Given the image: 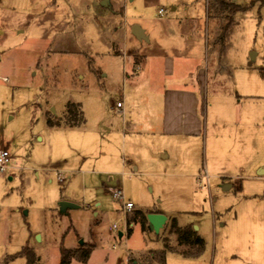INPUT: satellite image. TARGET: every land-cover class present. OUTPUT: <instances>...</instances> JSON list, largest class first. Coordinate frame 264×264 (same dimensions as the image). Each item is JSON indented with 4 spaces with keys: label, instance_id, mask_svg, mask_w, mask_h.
Returning <instances> with one entry per match:
<instances>
[{
    "label": "rangeland",
    "instance_id": "rangeland-1",
    "mask_svg": "<svg viewBox=\"0 0 264 264\" xmlns=\"http://www.w3.org/2000/svg\"><path fill=\"white\" fill-rule=\"evenodd\" d=\"M108 4L0 0V136L13 140L11 155L22 167L0 175V263L26 242L41 264H58L59 248L74 249L81 241L80 246L91 248L90 257L86 263L72 260L70 264H127L129 253L163 249L162 240L172 238L169 218L157 234L149 230L145 236L140 224L134 223L127 236L121 231L123 220L118 231L109 229L123 218L122 201L108 190L116 187L117 180L124 199L134 204L127 214L159 211L175 215L179 226L197 227L204 252L184 258L166 251V264H264V4L254 1L250 9L237 12L220 56L206 57L204 42L212 40L219 22L207 17V0L153 4L109 0ZM159 8L164 10L162 18ZM131 24L139 25L152 40L157 36L168 44V55L175 54L171 48L180 53L187 37H193L202 50V65L208 66L207 106L209 97L219 96V104L231 100L240 105L236 116L248 113L250 119L240 123L236 116H220L212 128L216 136L212 148L204 128L193 137L166 135L158 129L155 135L139 133L137 146L130 149L129 126L125 125L124 134L116 102L124 104L128 96L133 104H141L130 115L145 116L150 113L144 104L148 94L145 89L131 94V79L148 69L166 81L161 63L144 65L142 58L132 56L137 62L125 65L118 46L125 44L129 54L136 47L128 34L123 35L124 26ZM154 48L143 44L147 51L142 55ZM216 90L227 93L215 94ZM67 102L81 103L87 123L47 126L46 113L60 117ZM98 110L105 124L115 128L112 140L104 136L107 127L95 118ZM238 127L244 138L241 151L225 152L221 137ZM97 129L102 133L94 135ZM147 138L157 139V146ZM108 142L112 161H122L124 172H102L99 153ZM161 152L169 157L163 158ZM225 184L232 186L224 189ZM60 201L78 208L61 213ZM9 264H25V260L16 258Z\"/></svg>",
    "mask_w": 264,
    "mask_h": 264
},
{
    "label": "crops",
    "instance_id": "crops-1",
    "mask_svg": "<svg viewBox=\"0 0 264 264\" xmlns=\"http://www.w3.org/2000/svg\"><path fill=\"white\" fill-rule=\"evenodd\" d=\"M148 1L149 3L152 4L155 1L157 2V0H148ZM161 16L160 18H162ZM187 22L189 21H185V24H187ZM133 25H137V24H131L129 27L126 25L123 28V35L126 37V35L128 34L132 42H134V44L136 45V47L131 48L130 54L127 51L128 49L125 47V44L121 45L125 47V55H126L124 62L125 65L126 64L132 65L134 63V60H132V56H138V58H142L143 63L145 61H148L149 63L151 62L161 63L163 66V75H164L163 78H165L166 81H162L159 74L157 76L158 78H156L155 76L156 73L154 71H149L148 69L147 70L145 69L141 73L138 72L136 74L137 76L134 79H131L130 81L131 85L129 87L131 94L135 95L140 91H142L143 89L146 90L148 95L144 104H146L145 109L147 111H150L149 114L146 113L145 116L141 115V117L133 113L132 115H130V111L132 112L135 111L136 106L140 107L141 104L138 101H136L133 104V102L130 101V98L128 96H126L125 98L126 102L124 104L123 102H121L122 105L121 108L116 107L119 110V112L122 113L121 121H122V127L124 129V134H126L125 125L127 124L129 126L130 149H133L135 146H137V141L135 139L136 138L135 136L139 133L155 135V130L158 129L160 133L166 135L193 137V136H200L204 128H205L206 137H207V133L209 135L211 148H212L216 142V136H214L212 128L213 126L217 125V123L219 122L218 120L219 117L229 116L230 118H233L237 115L235 113L237 111V108L238 107L240 108V105H236V103L231 100H230L231 102L227 101L224 102L223 104H219L218 103V100L220 98L219 96H215L211 98L209 97L210 102L208 103L209 105L207 106L208 88L206 85V73L208 70H206L207 69L206 66L202 65V59H204L203 57L208 56L209 53L211 55H215L219 53V47L216 44V39H214L213 37L210 42L208 39L205 40L203 57H201L202 56L201 48L197 49L193 37L190 36L187 37L188 40H187V44H185L186 46L185 49H183L180 53H177L176 52L177 50H174L175 48H171V50L169 51L174 52L175 54L168 55L166 54V52H168L167 49L168 44H165V42L160 40L157 36H154L152 40L151 37L146 34V31L144 29L143 31L144 34L147 36L148 41L137 40L131 34V28ZM216 34H217V30H216ZM143 44H147L150 46L153 45L155 47L154 51L151 52L148 51L149 54L142 55L143 52L147 51V50L144 51V49H142ZM119 47L120 45L118 46V51H119ZM119 52H120L119 55L122 56L121 51ZM176 59L179 60L178 65L174 64V61ZM219 64L220 63H218V65ZM124 74L126 78H132V77H128L126 73ZM219 93H227V92H219L218 90H216L215 94H219ZM52 111H54L53 108ZM94 115L99 124L101 123L102 126L107 127L104 128L106 129V131L103 132L104 136L112 140V138L115 137L114 136L115 128L113 127V125L109 123L105 124V122L103 121L104 115L102 110L95 111ZM156 117L157 119H155ZM236 117L238 118V122L240 123H242V121L245 122L244 121L245 117L246 120L247 118L250 119V115H248V113L247 116H243V118L241 115H238ZM85 119L87 123V118ZM238 128L239 129L232 131V134H226L224 139L221 137L220 139L221 142H219V144L220 145L222 144V150H224L225 152H227L228 150L232 151V149L241 151V147H242L241 145H243L242 139L244 138L239 136L241 134V130L240 127ZM0 133L3 134L2 126L0 128ZM99 133L102 132L100 129H97L94 135H98ZM126 137L127 136L125 135L124 141H126ZM147 142H149L154 147H156L158 144L157 139L155 138L150 139ZM12 144H13L12 139H8L7 141H4L3 139H1L0 136V150L7 149L10 156V166H12V169H7V170L19 171L21 170L22 167L19 166L18 162H16L15 158L11 155L10 148ZM110 146L111 144L110 142H108L107 145L104 147V149H101L99 153L101 168H103L102 172L105 174H109V173L119 174L121 172H124V171H120V166L121 167L124 166L122 161H120V163L119 162L114 163L112 161L113 156L109 152ZM237 156H241V155L237 153ZM162 157L168 158L169 157L168 152L167 154L162 153ZM141 164L145 165V162L143 161L141 162ZM137 169H139V165L137 166V168L135 167L133 168L134 171H136ZM1 173L2 171L0 172V175ZM187 175H189V177H193L194 174L187 173ZM58 180L59 182H63L64 179L61 178L59 175ZM108 180L111 181L112 177L110 176ZM116 184L118 185L119 181L116 180ZM231 186L232 185L229 184V188ZM0 187H1V182H0ZM154 213H162V212L156 211ZM166 217H167L166 221H168L169 218V222L173 218L177 219L175 215H171V214L168 216L166 215ZM196 229L194 230L196 231Z\"/></svg>",
    "mask_w": 264,
    "mask_h": 264
},
{
    "label": "trees",
    "instance_id": "trees-1",
    "mask_svg": "<svg viewBox=\"0 0 264 264\" xmlns=\"http://www.w3.org/2000/svg\"><path fill=\"white\" fill-rule=\"evenodd\" d=\"M254 1L259 2L260 5L264 4V0H251L249 5L237 4L230 0H207V17L219 21L217 34L213 36L219 47V56L226 45L227 33L234 25V15L237 12L250 9ZM136 62L137 59H134V64ZM52 116L46 113V124L49 127H80L86 122L81 103L79 102H67L64 106V112L60 117ZM127 222L129 225L139 223L141 231L145 236L146 232L149 231L146 215L141 211L134 210L127 214ZM131 233L132 228L129 227L126 235L129 236ZM169 234L172 238L171 240L170 238H164L162 240L163 249H148L138 255L129 253L127 256V264H166V251L178 253L184 258H196L204 252V240L191 225L179 226L176 219L173 218L169 222ZM90 254V247L79 245L74 249H69L62 246L59 248L58 264H70L72 260L86 263ZM16 258H23L25 264H41L39 255L35 253L27 242L19 251L6 255L0 264H9Z\"/></svg>",
    "mask_w": 264,
    "mask_h": 264
},
{
    "label": "built area",
    "instance_id": "built-area-1",
    "mask_svg": "<svg viewBox=\"0 0 264 264\" xmlns=\"http://www.w3.org/2000/svg\"><path fill=\"white\" fill-rule=\"evenodd\" d=\"M164 10L162 8H160L158 10V14L161 16L163 14ZM119 51H121L122 53V56H123V59H124V62H125V58H126V55H125V47L124 46H120L119 47ZM4 81H6V79H3ZM116 107L117 108H121L122 105H121V102H117L116 103ZM15 168V167H14ZM7 169H12V166H10V156H9V152L7 149H1L0 150V172L2 171H6ZM61 181V180H60ZM111 196L116 199V200H121L122 201V212H123V218L120 219V220H117L116 222H114L110 227L109 229L111 231H118V222L123 220V228L121 229L122 232H124V234L126 235V232H127V229L129 227H131V224L129 225L128 222H127V213L130 212L133 207H134V204L131 202V201H126L124 199V192L121 188H119L118 186L116 187H112V188H109L108 189ZM85 206H90L88 203L86 204L85 203ZM119 231V232H121ZM123 235V233H122Z\"/></svg>",
    "mask_w": 264,
    "mask_h": 264
},
{
    "label": "water",
    "instance_id": "water-1",
    "mask_svg": "<svg viewBox=\"0 0 264 264\" xmlns=\"http://www.w3.org/2000/svg\"><path fill=\"white\" fill-rule=\"evenodd\" d=\"M109 0H101V5L109 7L108 4ZM131 34L139 41H148L147 36L144 34V31L142 28H140L139 25H133L131 28ZM253 59V57H251ZM250 64V63H249ZM224 189L229 188V184H225L223 186ZM59 211L61 213H64L67 211V209H74L78 208V205L69 202V201H60L58 203ZM147 221H148V228L149 230L153 231L154 233H158L159 230L162 228V226L165 224L167 217L166 215L162 213H148L146 215ZM197 227L194 226L193 229H196ZM122 236V232H118V238L120 239ZM38 238H40L38 236ZM80 245H82V241L80 242Z\"/></svg>",
    "mask_w": 264,
    "mask_h": 264
}]
</instances>
